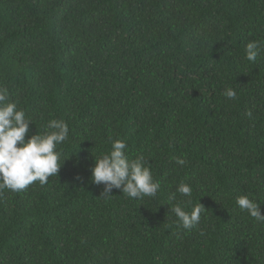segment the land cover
<instances>
[{
	"label": "trees",
	"instance_id": "trees-1",
	"mask_svg": "<svg viewBox=\"0 0 264 264\" xmlns=\"http://www.w3.org/2000/svg\"><path fill=\"white\" fill-rule=\"evenodd\" d=\"M251 40L264 0H0V85L34 118L27 136L69 125L57 176L0 196V264H264V224L236 204L247 194L264 214ZM116 138L145 156L156 197L100 196L94 156ZM181 182L207 208L190 230L169 211Z\"/></svg>",
	"mask_w": 264,
	"mask_h": 264
},
{
	"label": "clouds",
	"instance_id": "clouds-1",
	"mask_svg": "<svg viewBox=\"0 0 264 264\" xmlns=\"http://www.w3.org/2000/svg\"><path fill=\"white\" fill-rule=\"evenodd\" d=\"M261 51H264V41H249L245 48L246 59L254 62ZM223 95L230 100L237 98L236 91L231 87L226 88ZM11 96L9 88L0 85V196L5 189L17 193L37 181L43 186L50 177L57 176L66 158L61 163L62 153L58 146L69 137V125L64 119H50L42 132L27 136L30 124L35 123L34 118L18 107V101ZM247 115L251 117L252 112L249 110ZM126 149V141L116 138L112 139L109 151L94 156L91 179L95 184L103 185L100 196L107 198L113 189H119L131 199L156 197L160 183L154 178L149 162L143 154L130 157ZM175 162L180 166L186 164L181 157H176ZM76 178L82 179L79 176ZM177 193L188 199L177 201ZM192 194L191 184L181 182L169 197L175 202L170 205L169 211L185 230L197 225L202 213L207 211L203 203L192 204ZM236 204L256 222L264 224L259 202L241 194L236 197ZM189 206L191 211L186 210Z\"/></svg>",
	"mask_w": 264,
	"mask_h": 264
}]
</instances>
